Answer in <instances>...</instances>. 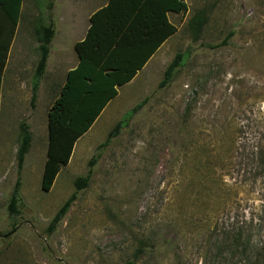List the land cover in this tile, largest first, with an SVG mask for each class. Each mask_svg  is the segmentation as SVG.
<instances>
[{"label": "rangeland", "instance_id": "1", "mask_svg": "<svg viewBox=\"0 0 264 264\" xmlns=\"http://www.w3.org/2000/svg\"><path fill=\"white\" fill-rule=\"evenodd\" d=\"M185 3L168 16L177 32L135 83L119 88L45 192L48 112L67 71L46 70L33 107L36 31L63 8L23 1L0 94V264H264V0ZM198 16L200 30L192 26ZM22 123L32 143L14 216L8 206ZM89 171L88 185L51 229Z\"/></svg>", "mask_w": 264, "mask_h": 264}, {"label": "trees", "instance_id": "2", "mask_svg": "<svg viewBox=\"0 0 264 264\" xmlns=\"http://www.w3.org/2000/svg\"><path fill=\"white\" fill-rule=\"evenodd\" d=\"M23 1L0 0V94L2 75L20 23ZM185 8V0H108L106 6L92 15L86 37L75 45L79 63L67 74L60 96L48 112L49 140L42 178L43 191L49 192L53 188L61 168L69 164L76 143L118 96L119 88L129 84L157 50L177 32L168 14L180 13ZM204 23L205 19L198 16L192 21V26L200 30ZM36 34L40 42V59L33 76V107L47 70L50 46L56 34L55 22L51 20L47 27L40 26ZM181 56L177 55L168 67L161 87L171 82L180 66ZM140 107L141 104L128 112L125 118L137 113ZM122 122L110 133L108 141L116 135ZM20 131L16 154L17 178L8 206L14 216L20 214L22 171L32 143L26 123L20 125ZM94 162L95 158L89 163L90 167ZM90 178L91 171L77 179L76 191L53 218L51 229L55 230L63 221L77 200L78 192L88 185Z\"/></svg>", "mask_w": 264, "mask_h": 264}, {"label": "crops", "instance_id": "3", "mask_svg": "<svg viewBox=\"0 0 264 264\" xmlns=\"http://www.w3.org/2000/svg\"><path fill=\"white\" fill-rule=\"evenodd\" d=\"M55 2L57 6L58 4H61V7L63 8V15H60V18L54 20L56 36L51 44L47 71L50 70L51 72H58L59 70H63V67H65L67 77L69 71L75 69L79 63V58L75 51V45L84 40L91 24L90 19L92 15L102 7L106 6L108 0L103 5L102 0H55ZM16 42L17 35L14 37L12 47L15 46ZM165 43L157 50L146 66L141 69L135 78L129 83H135L139 74L147 68L158 52L163 48ZM4 75L5 69L2 75L1 98L4 86Z\"/></svg>", "mask_w": 264, "mask_h": 264}]
</instances>
